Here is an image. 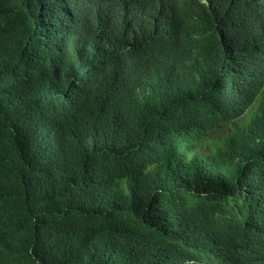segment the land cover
<instances>
[{
  "label": "trees",
  "instance_id": "16d2710c",
  "mask_svg": "<svg viewBox=\"0 0 264 264\" xmlns=\"http://www.w3.org/2000/svg\"><path fill=\"white\" fill-rule=\"evenodd\" d=\"M0 264H264V0H0Z\"/></svg>",
  "mask_w": 264,
  "mask_h": 264
},
{
  "label": "rangeland",
  "instance_id": "374dc122",
  "mask_svg": "<svg viewBox=\"0 0 264 264\" xmlns=\"http://www.w3.org/2000/svg\"><path fill=\"white\" fill-rule=\"evenodd\" d=\"M252 112H253V109L250 112H248V114H246L242 119H240V123L247 124L251 120ZM233 128H234L233 124H228L227 126H225L224 129L215 133L212 139L208 140L204 144V148L211 150V147H213L216 144V142L219 141V138L223 136L224 134H226L227 132L232 131Z\"/></svg>",
  "mask_w": 264,
  "mask_h": 264
}]
</instances>
